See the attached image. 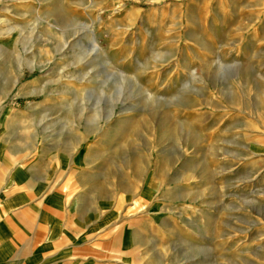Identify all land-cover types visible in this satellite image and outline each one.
Masks as SVG:
<instances>
[{
	"label": "rangeland",
	"instance_id": "1",
	"mask_svg": "<svg viewBox=\"0 0 264 264\" xmlns=\"http://www.w3.org/2000/svg\"><path fill=\"white\" fill-rule=\"evenodd\" d=\"M6 159L32 263L264 264V0H0Z\"/></svg>",
	"mask_w": 264,
	"mask_h": 264
},
{
	"label": "crops",
	"instance_id": "2",
	"mask_svg": "<svg viewBox=\"0 0 264 264\" xmlns=\"http://www.w3.org/2000/svg\"><path fill=\"white\" fill-rule=\"evenodd\" d=\"M13 161L6 159L5 164L0 163V264H36L32 263V252H48L49 247L54 245L53 241H56V232L46 217L41 218L39 227L40 230L43 228V237L41 242L33 244V241H36L33 237L37 235L38 226L29 225L31 218L24 220L22 216H17L18 205L24 204L25 199L21 192L16 190L19 169ZM23 177L21 175L19 180ZM23 179L25 181V177ZM44 197L39 193V198L35 199L36 203L46 206ZM24 210L28 211L29 208Z\"/></svg>",
	"mask_w": 264,
	"mask_h": 264
},
{
	"label": "bare ground",
	"instance_id": "3",
	"mask_svg": "<svg viewBox=\"0 0 264 264\" xmlns=\"http://www.w3.org/2000/svg\"><path fill=\"white\" fill-rule=\"evenodd\" d=\"M95 41V40H94Z\"/></svg>",
	"mask_w": 264,
	"mask_h": 264
}]
</instances>
